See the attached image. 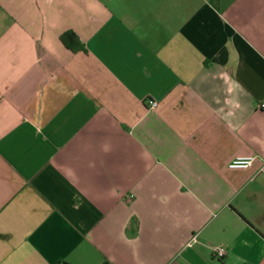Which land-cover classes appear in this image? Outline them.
<instances>
[{
	"label": "crops",
	"instance_id": "1",
	"mask_svg": "<svg viewBox=\"0 0 264 264\" xmlns=\"http://www.w3.org/2000/svg\"><path fill=\"white\" fill-rule=\"evenodd\" d=\"M238 156L264 160V0H0V264H264Z\"/></svg>",
	"mask_w": 264,
	"mask_h": 264
},
{
	"label": "built area",
	"instance_id": "2",
	"mask_svg": "<svg viewBox=\"0 0 264 264\" xmlns=\"http://www.w3.org/2000/svg\"><path fill=\"white\" fill-rule=\"evenodd\" d=\"M148 107L151 111H155L158 109L159 103L156 100H149ZM257 162H260L259 172L264 175V160H261L256 156L235 157L228 163L227 167L230 170H248L253 168ZM194 241L195 238H193L192 242ZM213 254L216 259L223 260L227 252L223 246H217L213 248Z\"/></svg>",
	"mask_w": 264,
	"mask_h": 264
},
{
	"label": "trees",
	"instance_id": "3",
	"mask_svg": "<svg viewBox=\"0 0 264 264\" xmlns=\"http://www.w3.org/2000/svg\"><path fill=\"white\" fill-rule=\"evenodd\" d=\"M68 35H72L75 39H76V37L74 36V34H72V33H66V34H64V35H62L61 36V41L63 42V44L68 48V49H70V50H73V51H75V47H73V45H71V43H69V41H68ZM76 41L78 42V40L76 39Z\"/></svg>",
	"mask_w": 264,
	"mask_h": 264
}]
</instances>
